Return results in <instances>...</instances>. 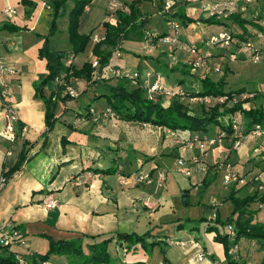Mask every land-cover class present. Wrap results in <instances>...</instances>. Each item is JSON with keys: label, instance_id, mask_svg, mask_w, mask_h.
<instances>
[{"label": "crops", "instance_id": "0c3cea01", "mask_svg": "<svg viewBox=\"0 0 264 264\" xmlns=\"http://www.w3.org/2000/svg\"><path fill=\"white\" fill-rule=\"evenodd\" d=\"M52 1L0 0V57L17 70V75L9 80L11 93L6 102L18 119L13 139L3 137L5 109L0 99V177L17 164L22 150L24 154L21 167L0 189V227H18L23 237L22 243L11 250L22 255H43L49 248L48 239L58 242L80 238L83 245L112 239L108 252L111 249L114 259L124 264H210L211 261L230 264L223 246L214 242L215 233L208 232V228L217 227L216 217L224 221L231 216L233 207L228 197L232 191L239 198L257 191L259 182L255 176L264 170V137L244 135L233 153L225 149L222 141L209 150V157L190 163L199 155L197 146H181L175 141L182 144L194 136L207 134L146 128L141 123L123 120L94 122L87 116L89 107L99 112L107 106L102 96L108 93H98L96 89L106 87L109 92L112 87L110 82L100 86L102 79L96 76L91 78V86L76 79L73 84L80 90L77 99L68 98L63 89L59 91L55 81L43 86L46 97L56 95V121L47 131L45 107L35 97V84L47 75L45 60L39 59L38 50L50 33ZM133 1L139 2L138 10L146 18L143 36L146 33L147 37L148 32L176 36L178 42L195 44L203 52L207 39L215 35L207 33L212 25L199 21L207 18V8L213 0H120L127 7ZM6 9H12L15 14L6 17L3 14ZM91 11V5L85 9L88 17L81 23L82 33L86 32L84 27ZM177 11L197 22L183 26L178 18L171 17ZM256 11L264 14V0L239 6L228 18L219 21L221 25H213L220 28L216 34L228 32L244 39L252 37L260 28L252 18ZM231 16L250 23L240 25L231 21ZM115 22L116 17L111 23ZM172 22L178 24L177 30L172 28ZM5 24L20 30L4 29ZM54 35L49 38L50 43ZM67 36L66 33L64 41ZM50 43L51 51L70 54V50L52 49ZM148 45L154 57L146 61L140 58L136 47L123 43L122 48L134 58L130 63L137 68L131 72L140 76L149 72L150 82L159 74L169 89L186 86L185 78L191 77V73L182 75L181 70L189 68V55L176 51L177 62L173 63L162 52L160 42ZM210 50L218 60L222 59L220 46ZM89 55L92 56L91 52ZM80 57L76 56L74 62L81 64ZM195 73L204 77L200 71ZM168 102L165 100L166 105L162 103V106L167 107ZM220 132L215 127L208 135L216 136ZM226 153L229 156L224 164L229 165L228 169L218 167ZM179 159L186 162L189 176L177 165ZM227 171L235 174L236 179L225 184L223 175ZM137 172H148L151 184L138 183L133 175ZM258 193L264 195V191ZM49 202L55 207L48 208ZM206 217L212 225L199 222ZM253 222L264 223V211H258ZM117 234L144 236L146 244L158 245L146 251L137 245L123 256L115 251ZM237 252L243 259L264 263L261 260L264 246L256 242L240 240ZM199 253H203L204 259L196 258ZM49 260L67 261L63 256Z\"/></svg>", "mask_w": 264, "mask_h": 264}, {"label": "trees", "instance_id": "16d2710c", "mask_svg": "<svg viewBox=\"0 0 264 264\" xmlns=\"http://www.w3.org/2000/svg\"><path fill=\"white\" fill-rule=\"evenodd\" d=\"M71 0H53L51 3L52 16L56 19L60 15L65 14L66 2ZM76 6L70 11L68 15L69 23L67 27V34L69 38V44L71 46L70 54L74 57L82 54L86 45L90 41L92 32H80L81 23L88 14L85 13V8L89 7L93 0H76ZM27 4V1H24ZM32 5V4H30ZM138 1H133L129 4V12L123 13L121 11L116 14V22L103 23L105 29L104 39L97 44H94L92 49V56L97 59L99 68H104L108 62L110 55L113 51L121 49L120 45L126 40L127 36L136 28H143L145 25V19L138 10ZM33 8V5H32ZM171 17L178 18L183 26L197 22L187 18L182 11H177L171 15ZM264 17L259 15V20ZM230 20L237 22L240 25L248 24L245 20L240 19L237 16H231ZM205 25H221L220 22L214 18H206L199 20ZM4 29L20 30L19 27L4 25ZM264 31V28H259ZM56 33L55 22L51 20L50 33L44 38L43 46L38 50V57L41 60H45V68L47 75L41 78L35 84V97L40 98L45 107V126L46 130L50 131L56 121L55 108H56V95L51 94L46 97L43 94L42 88L46 83L54 81L55 78L61 74L65 75V79L70 77L76 79H85L89 82L92 78L93 68L91 64L85 63L80 68H76L74 65L66 67L64 65V58L67 55L65 51H51L49 48V38ZM239 39L242 37L234 36ZM225 49H222V55L225 54ZM189 68L181 70L182 75H188ZM115 86L109 88V92L102 97L105 98L107 108H110L116 113L120 120L137 122L141 124H148L153 127L166 128L171 131H188L191 133H203L207 135H198L200 137H215L209 136L208 133L215 127H218L225 133L223 141L225 149L233 153L236 150L232 149L234 140L236 139L233 134L232 126L228 122L223 123L225 117H233L239 124L241 131L244 135L250 134L255 125H261L264 127V108L257 107L255 104L256 93L248 100V106H244V102H239L233 105H218L206 106L201 109V114L198 116L191 111L190 107H187L188 103L178 99L171 100L168 107H163L159 102H152L146 98V91L140 85L134 86L129 83L128 80L120 79ZM225 82L220 80L213 82L207 78L202 80V88L195 94H190L189 97L204 98V97H230L233 94L244 93L245 90H230L224 91ZM58 90H62L59 86ZM68 97V96H67ZM258 97V96H257ZM70 98V97H68ZM72 99V98H70ZM105 107V108H106ZM90 108V107H89ZM88 108V109H89ZM87 109V111H88ZM88 115V114H87ZM242 120L241 122L239 121ZM219 134V133H218ZM216 134V135H218ZM24 145V144H23ZM24 161L23 150L20 153L19 161L17 164L8 171L7 174H3L6 179L11 176L16 170H18ZM264 171V170H261ZM106 172H110L107 170ZM206 186V182H203ZM236 191H232L228 197L233 209L231 216L224 221H220L217 217L214 219L217 226L222 228L231 225L234 229L233 239H229L226 233H220L218 228H208V232H214V242L223 246L225 256L229 258L230 264H259L252 260H246L236 252L235 258L232 259L228 255V251L231 247L237 246L240 240L245 239L256 242L260 246H264V223L253 222L255 214L258 211H264V195H260L258 190L253 195H248L243 198L235 196ZM252 204H256L258 210L251 211L249 207ZM19 230L18 227H14ZM112 239H106L100 243H94L87 245L88 254L83 252L82 240L72 239L69 241L55 242L52 239H48L49 248L43 255H22L13 252L9 247H0V264H18L16 259L17 255H20L23 260L31 264H38L49 260L51 255L63 256L66 258L68 264H116L115 259L110 256L108 252V245ZM127 243L128 249L132 250L137 245L143 250H149L150 248L158 245V243L146 244L144 236H137L135 234H117L116 239ZM16 247V246H15ZM264 261V256H262ZM264 264V263H262Z\"/></svg>", "mask_w": 264, "mask_h": 264}, {"label": "built area", "instance_id": "2783aa9c", "mask_svg": "<svg viewBox=\"0 0 264 264\" xmlns=\"http://www.w3.org/2000/svg\"><path fill=\"white\" fill-rule=\"evenodd\" d=\"M257 0H213L207 8V18H214L218 21L228 18L239 6H248L250 4L256 3ZM87 8V7H86ZM85 8V9H86ZM128 13V7L120 2V0H107L104 12V18L102 22L97 26V28L93 31L90 41L93 44H97L104 39L105 29L103 23H111L113 19H115L117 12ZM3 14L6 17H11L15 14L12 9H6L3 11ZM259 12H254L252 18L253 20H257L260 28H264V20H259ZM172 28L174 30L178 29V24L171 23ZM149 38L157 39L158 42L161 43V46L164 48V52L167 54V57L173 62H177L176 51L182 52L185 55H189L190 61L187 62L188 66H190L192 71H202V73H208L209 70L212 73H220L221 66L219 63H214L211 65L208 62L211 61L212 54L210 52H201V50L195 44H187L178 42L176 36L171 35H159L153 32H148L146 40ZM207 47L213 48L215 46H220L222 49H225L226 55H221L223 58H228L230 61L238 60L239 53H245L253 62H258L264 59V31L257 30L254 35L250 38L239 39L234 37L232 34L228 32H222L217 35H213L209 37L206 41ZM94 58V57H93ZM75 57L72 54H67L64 58V65L66 67H70L73 65ZM91 66L93 68V77L97 78H113L115 80L125 79L128 80L131 85L137 86L140 85L146 91V98L154 103L160 101V97L167 98L169 102L173 99L178 100H188L191 102H200L205 105H210L212 102L218 105H233L239 102H244V106L248 104V100H250L254 94L252 93H241V94H233L230 97L220 96V97H204V98H196L189 97L186 90L182 87H178L175 89L166 88L162 82L159 74H155V80L150 82L149 78L151 74L147 72L145 75L140 76L138 72H131L126 69H118V68H110L106 65L104 68L100 69L99 64L96 58L92 60ZM109 73V74H108ZM17 75V70L8 65L3 59L0 57V99L3 103V108L5 109L4 115V131L3 137L7 139H13L15 125L17 123V117L13 110L7 104V98L10 96V78ZM55 83L57 86L62 87V91L64 94L69 96L72 99L78 97L77 92L73 88V83L76 81L75 79L69 78L65 79V75L61 74L59 77L55 78ZM213 104V105H214ZM87 114L92 118L94 122L99 121L100 119H109L111 121L120 120L118 115L114 113L110 108H104L101 111L97 112L94 108H89ZM232 126L234 137L236 138L233 142L232 149L237 150L241 145V141L243 133L239 124L235 121L233 117H229L228 121ZM144 127H150L148 124H142ZM255 137H264V127L261 125H255L250 133ZM173 136V134H171ZM225 133L222 131L215 137H200L194 136L191 140L185 141V143H179L175 141V143L183 146H193L196 145L199 151V155L193 157L190 160V163H198L199 158L205 159L209 157V150L218 146L222 141H224ZM229 156V153H226L224 159L221 163L218 164V167L225 166L226 169L229 168L228 164H224ZM224 164V165H223ZM177 165L184 169V174L186 176L190 175L189 170L185 168L186 162L183 159H179L177 161ZM134 175L135 180L140 184L149 185L152 180L149 176L148 172H137ZM236 179V175L231 171H227L223 175V182L225 184L230 183L231 181ZM255 179L259 182L258 190L264 191V172L259 173L255 176ZM7 179L4 176L0 177V189L5 185ZM48 208L55 207L53 202H49L46 204ZM226 235L229 239H233L234 237V229L231 225L227 226ZM22 233L15 229L14 227L10 229H6L5 227H0V247H14L18 246L22 243ZM184 246V244H180ZM115 251L123 256L129 254L131 250L128 249L127 243L123 241L115 240ZM237 252V246L231 247L228 251L229 257L232 259L235 258ZM198 260L204 259L203 253H199L196 257ZM18 264H31L22 259L20 255L16 256ZM38 264H68L66 262L62 263H54L50 260L40 262ZM159 264H164L160 262ZM210 264H219L218 262L211 261Z\"/></svg>", "mask_w": 264, "mask_h": 264}, {"label": "rangeland", "instance_id": "374dc122", "mask_svg": "<svg viewBox=\"0 0 264 264\" xmlns=\"http://www.w3.org/2000/svg\"><path fill=\"white\" fill-rule=\"evenodd\" d=\"M47 1V0H46ZM106 1L107 0H94L91 3V13L89 14V20L88 23L85 25L84 27V31L86 32H92V30L96 29L97 26L102 22L103 18H104V7L106 5ZM76 0H71V1H67L66 2V7H65V14L64 15H60L61 11L59 13V17L58 18H54L52 16L53 21L55 22V27H56V33L54 35V38L52 39L50 46L52 49H60V50H70L71 46L69 44V38L67 36V40H65V34L67 33V27H68V23H69V19H68V15L70 13V11L73 10V8L76 6ZM52 12V11H51ZM53 13V12H52ZM151 13V12H150ZM203 15V14H202ZM261 16H264V14H262ZM207 17V16H206ZM202 20V19H201ZM260 20H264V17H262ZM204 28V27H202ZM142 29L143 28H136L134 31H132L130 34L128 35L126 40H124V42L130 46L136 47L137 51H138V55L140 56V58L149 61L150 58L154 57V53L150 52L148 49L149 45L154 44L157 39H151L149 41V38L146 40V33L143 36L142 35ZM208 29V34H215L218 31H220L219 26H209ZM66 32V33H65ZM231 34H235V33H231ZM245 35V34H244ZM53 37V36H51ZM50 37V38H51ZM133 39V42H131V40ZM64 41V42H63ZM147 43H146V42ZM123 42V43H124ZM123 43L120 45L121 49H117L115 51H113L110 55L109 58V67L111 68H118V69H128L130 71L133 70H137V68H135V66H133V64L130 63V61L132 59H134L131 54H129L128 52H125L124 48H122ZM94 47V44L91 43V41L88 42V44L85 47V50L81 55L80 59L82 61L81 64L80 63H75L74 62V66L76 68H80L81 66H83V64L88 63L91 64L92 60H94V58L89 55L90 52H92V49ZM132 49V48H131ZM162 49V48H161ZM164 50L162 49V52ZM206 52H210L212 54L211 57V61L208 62L209 64L211 63V65H213L214 63H219L220 62V66H221V71L220 73L216 74V73H212L210 70L208 73H201L202 76L204 77H200L199 73H195L197 71H195L194 73H192L193 71L191 70L190 66L189 67V73H191V77H186V86H183L182 88H184L187 92L188 95L190 94H195L196 92H198L199 90H201L202 88V79L203 78H207L209 80H212L213 82H218L220 80L225 82V86H224V91L228 92L230 90H240L243 89L245 90L244 92L248 93H256V98L255 99V104L257 107L260 108H264V59L258 61V62H253L248 56H245L244 58H242V56H238V60L236 61H230L228 58H223V59H219L217 55L215 56L213 54V50H210L209 47H206ZM203 51V52H205ZM122 53V54H121ZM217 53V51L215 52V54ZM136 55V54H133ZM222 57V56H219ZM217 60H214V59ZM140 69V68H139ZM202 72V71H200ZM166 74V72H165ZM71 79H75L71 77ZM92 79H93V75H92ZM83 80L85 83H88L87 86H91L92 80H90L89 82H86L85 79H81ZM100 81V86L105 87V83H109V86H115L118 81L113 79V78H103ZM163 84V83H162ZM164 85V84H163ZM108 86V85H107ZM165 86V85H164ZM74 89L76 88V86L73 84ZM85 87V85H84ZM166 87V86H165ZM106 88V87H105ZM105 88H101V90H98V93L100 92H104V93H108V90H105ZM167 88V87H166ZM76 90V89H75ZM79 90V89H78ZM80 91V90H79ZM79 91L76 90L77 94L79 93ZM254 92V93H253ZM80 95H78L79 97ZM258 96V97H257ZM77 97V98H78ZM101 96L99 95L98 97H96V99L100 98ZM160 98V103L162 105V103L164 105L165 104V100L167 102V98L166 99H162L161 96H159ZM75 98V99H77ZM169 101V100H168ZM187 104V107L191 108V111L194 112L196 115H200L201 114V109L205 108L206 106H212L215 102H212L210 105H205L202 104L200 102H189L187 99L183 100V103ZM169 105V102L167 103ZM167 105V107H168ZM248 106V104H246ZM245 105V107H247ZM83 116V115H82ZM89 116V115H87ZM236 121V120H235ZM144 127V126H143ZM148 128V127H146ZM264 172V171H261ZM259 172V173H261ZM259 173H257L256 175H258ZM258 210V208L256 206L251 207V211H256ZM206 220H202L200 219L199 222L205 224V226L207 225H212L210 223V221L207 220V217L205 218ZM216 224V223H215ZM218 227V231L220 233H226L225 228H222L221 226H217ZM208 228V227H207ZM199 238H202L201 235H198ZM83 246V252L85 254H88V249H87V245H82ZM110 252V256L114 259V254L111 252V249L109 250ZM54 255H51L50 257H53ZM49 257V258H50ZM117 261V260H115ZM120 262V263H118ZM66 263H68L66 261ZM116 264H124L121 261H117Z\"/></svg>", "mask_w": 264, "mask_h": 264}]
</instances>
